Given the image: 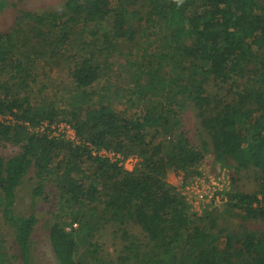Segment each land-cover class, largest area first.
Masks as SVG:
<instances>
[{
    "label": "trees",
    "instance_id": "1",
    "mask_svg": "<svg viewBox=\"0 0 264 264\" xmlns=\"http://www.w3.org/2000/svg\"><path fill=\"white\" fill-rule=\"evenodd\" d=\"M124 51L131 59L122 73L131 75L121 87L115 58ZM40 65L67 68L62 101L32 93ZM129 91L140 107L131 116L112 107ZM186 103L207 138L202 149L183 129ZM60 120L79 145L35 131ZM4 143L19 150L0 155V211L13 236L9 248L0 239V264H33L38 220L13 212L31 170L32 197L47 201L50 186L69 210L49 225L56 264H85L79 247L106 226L125 242L113 264H264V0H65L57 11L19 12L0 33ZM92 149L137 163L129 171ZM207 152L236 175L260 176L254 192L230 189L221 211L198 215L167 176L186 181ZM237 218L263 228L232 229ZM91 246L96 261L98 245Z\"/></svg>",
    "mask_w": 264,
    "mask_h": 264
},
{
    "label": "rangeland",
    "instance_id": "2",
    "mask_svg": "<svg viewBox=\"0 0 264 264\" xmlns=\"http://www.w3.org/2000/svg\"><path fill=\"white\" fill-rule=\"evenodd\" d=\"M65 0H0V33L8 32L16 21V16L19 12H33V13H43L49 11H57L63 8ZM112 6H115L116 0H111ZM138 43H140L139 38ZM152 39V38H151ZM151 41L142 39V46L149 47ZM135 52V51H134ZM137 52V51H136ZM131 59L127 55L126 51L122 54V57L115 58L117 66L115 67V72L117 76L120 77L119 86H124V81L128 80L130 73L125 71L122 73V66H124V58ZM42 65L38 67V78L36 83L32 88V93L38 99H46L45 101H59L62 96L66 93V88L70 86V80L68 76V70L66 67L49 70L47 68H41ZM126 68V67H125ZM121 71V72H120ZM122 73V74H121ZM116 76L112 77V81H115ZM117 78V77H116ZM101 87L104 82L99 84ZM115 90V89H113ZM130 91L126 92L114 99L113 109L116 112H121L124 115L131 116L134 113H139V108L134 109V105L130 104ZM35 98V99H36ZM62 101V99L60 100ZM196 112L193 106L186 103L181 114V121L183 129L188 134L193 145L198 149H202L204 142H206L205 134L199 129L198 121L196 118ZM67 123L63 120L58 121ZM49 126V122H45ZM68 124V123H67ZM57 124H50V131L53 134H57L55 126ZM70 125V124H69ZM71 126V125H70ZM54 129V130H53ZM152 131L148 132L151 135ZM63 139V138H62ZM64 141H66L64 139ZM18 147L12 146L10 144H0V155L4 157H9L18 152ZM197 174L192 175L186 181H183V175L181 173L171 172L167 176V182L170 185L177 187L179 192L182 194L184 199L188 202L191 212L201 215L204 211H221L225 204L226 199L225 193L230 189L231 191H243L246 193L254 192L256 187L257 175L254 171L242 172L239 175L234 174L235 172L228 164H221L214 160L213 155L210 152L205 153L203 160L197 167ZM233 172V174H232ZM234 176L235 182H232V177ZM200 179L202 181L201 185H194V182ZM36 178L34 177L33 170L29 172L25 180L22 182L21 186L16 191V200L13 206V212L18 216H29L34 215L38 223L34 228L32 235V259L33 264H56L54 257L51 253L48 244V231L49 225L53 222V216L65 217L69 210L61 202L59 191L54 188L47 186L45 192L48 194V200L44 201L41 197L34 199L32 197V189ZM198 187V190L203 193H212L218 201L212 202H201L196 199L195 193L192 190H187ZM1 210V209H0ZM227 217V216H226ZM232 218H227L231 221ZM233 224L228 222V225L232 229L241 230L245 228L247 230H261L263 228L261 223L254 221H243L239 218L232 221ZM224 225V222H223ZM85 232L88 234L92 231L86 229ZM130 233L136 235L140 234L138 227H131ZM0 239L3 241V245L9 248L12 241V230L6 223H4L1 211H0ZM92 245H98L96 250V261L93 259ZM125 244L120 236V233H114L113 229L109 226L104 227L102 231L94 233V235L89 236L88 239L79 247L80 259L85 260V264H113V261L117 257V254L121 251L122 246ZM10 254V252H8Z\"/></svg>",
    "mask_w": 264,
    "mask_h": 264
},
{
    "label": "built area",
    "instance_id": "3",
    "mask_svg": "<svg viewBox=\"0 0 264 264\" xmlns=\"http://www.w3.org/2000/svg\"><path fill=\"white\" fill-rule=\"evenodd\" d=\"M51 126L47 125V123L43 122L41 123L36 129L35 131L37 132H45L46 134H48L50 137H56V138H63L65 139L67 142L71 143L73 146L75 145H79L80 141L78 139V137L76 136V133L74 131V129L67 123L61 122L59 124H57L55 126V130L57 131V134H53L50 131ZM46 129H49L46 131ZM54 130V129H53ZM91 154L92 156H98L101 158H108L110 161L114 162L119 160V165H122L126 170H132L134 165L137 163V159L135 157H128L126 159L121 158L119 155L112 153L110 151H105V150H100V151H95V150H91ZM202 181H200V179H197L194 182L195 186H198V184L201 185ZM187 190H192L195 193L196 199L200 200L201 202H212V201H218V198H215L212 193H203L202 191L198 190V187H194L191 189ZM220 200H225L222 198H220Z\"/></svg>",
    "mask_w": 264,
    "mask_h": 264
}]
</instances>
